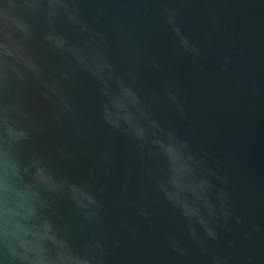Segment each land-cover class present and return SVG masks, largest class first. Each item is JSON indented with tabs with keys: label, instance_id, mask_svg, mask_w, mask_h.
<instances>
[{
	"label": "water",
	"instance_id": "water-1",
	"mask_svg": "<svg viewBox=\"0 0 264 264\" xmlns=\"http://www.w3.org/2000/svg\"><path fill=\"white\" fill-rule=\"evenodd\" d=\"M79 6L0 0V264H264V0Z\"/></svg>",
	"mask_w": 264,
	"mask_h": 264
},
{
	"label": "clouds",
	"instance_id": "clouds-1",
	"mask_svg": "<svg viewBox=\"0 0 264 264\" xmlns=\"http://www.w3.org/2000/svg\"><path fill=\"white\" fill-rule=\"evenodd\" d=\"M63 3L65 5V7L67 9L70 10L71 12V18H74V20H77L78 23L84 24L85 22L83 21V19H79V17L81 16V9H80V3L81 0H63ZM90 28L87 24H85V31H89ZM107 67L109 68V76L112 79H115L117 81L118 87H126L128 89H131L132 91L135 92V88H134V84H129L124 77L117 75V70L116 67L114 65H112L111 63L107 64ZM152 68L160 71V64L158 61H152ZM129 76L132 78L133 81H136L138 79V74L134 73V72H130ZM62 88L64 87L63 85L61 86ZM99 91L105 95H108V89L106 86L103 85L102 82V86L99 88ZM173 100H175L177 97L173 94V93H169ZM138 95V93H137ZM139 96V95H138ZM46 99H49V97H45ZM60 107H62L63 109L67 110L70 113H74L76 111L73 102L70 100V98L67 95H62L60 97ZM20 111H24L25 106L23 103H20L18 105ZM103 111L104 113H106V115L104 116V120L106 122V124H108L109 126H111L114 131L116 133H122L125 137H127L131 142H133L137 148V150L139 151L140 155L143 156L145 153V150L147 149L149 152H151V149L149 148V139L152 137V128H156V129H160L161 126L159 124V122L155 119L151 120V129H149L148 127H146L140 120H138L135 115L134 118L132 120H122L124 123L121 124V121L119 123L114 122L113 120L108 118L107 112H108V103H105L103 106ZM141 114L142 115H149L148 112L145 109H141ZM181 111H183V109L181 108ZM137 127H141L144 128L145 131L147 132V136H145L144 133H140L137 131ZM77 132H79V129H77ZM164 139L166 142L170 141L173 142L179 146H181L183 149H185L191 156H193L196 161L199 164V167L205 171L206 173H208L209 175H217V173L214 170H209L207 165H208V154L204 153L202 156H197L196 153H194L192 151V147L189 144V142L180 137L175 131L173 130H164ZM155 146V145H153ZM220 158L217 157V163H220ZM225 183H227V179H225L224 181ZM162 193L164 194V186H163V182L159 185ZM101 192H103V189H100ZM165 195V194H164ZM166 197V195H165ZM167 199V197H166ZM140 215L142 217H144L145 219H147L149 217V212L141 209L140 210ZM229 215V213L226 214V217ZM238 222H240L238 220ZM258 227V226H257ZM7 234V233H5ZM48 259L51 261H55L56 260V254L55 252H50Z\"/></svg>",
	"mask_w": 264,
	"mask_h": 264
}]
</instances>
